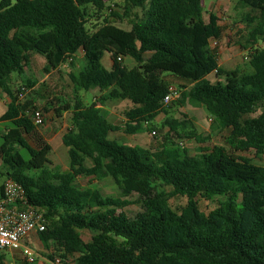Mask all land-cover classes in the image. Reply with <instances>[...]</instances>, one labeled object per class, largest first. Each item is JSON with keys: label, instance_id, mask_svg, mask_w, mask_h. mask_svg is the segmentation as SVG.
I'll list each match as a JSON object with an SVG mask.
<instances>
[{"label": "trees", "instance_id": "16d2710c", "mask_svg": "<svg viewBox=\"0 0 264 264\" xmlns=\"http://www.w3.org/2000/svg\"><path fill=\"white\" fill-rule=\"evenodd\" d=\"M108 1L115 4L0 0V89L10 98L0 121L12 123L2 133V174L23 185L31 206L44 209L46 229L38 237L50 258L72 256L74 264H264V166L232 157L251 150L264 155V47L258 44L264 38V0H240L249 8L247 20L260 23L250 32L249 47L240 45L250 56L245 72L219 65V49L211 41H221L224 27L214 13L205 21L203 0H124L125 16H133L130 30L110 19L122 17ZM91 9L102 17L92 29ZM105 52L110 70L102 63ZM35 53L45 58L47 74L72 60L73 100L55 110L71 114L62 136L67 172L50 166L52 146L27 112L31 101H21L20 89L13 87V74L30 68ZM127 56L135 61L132 68L123 64ZM212 73L226 74V82L212 83L207 79ZM167 76L190 83L179 88V104L203 107L212 130L229 131L225 145L205 146L211 135L199 133L194 119L170 115L164 103L171 86ZM23 85L32 88L35 82ZM93 88L101 95L89 105L80 93ZM115 99L132 104L123 125L110 123L102 107ZM161 114L160 126L153 124ZM118 131L162 137L155 148H145L109 138ZM176 139L194 141L197 152L191 155ZM110 166L120 196L76 183L79 177L105 180ZM178 196L187 198L180 212L169 203ZM200 198L218 199L217 207L204 212ZM134 203L147 213L132 218L125 209ZM82 230L92 232L89 243Z\"/></svg>", "mask_w": 264, "mask_h": 264}, {"label": "rangeland", "instance_id": "374dc122", "mask_svg": "<svg viewBox=\"0 0 264 264\" xmlns=\"http://www.w3.org/2000/svg\"><path fill=\"white\" fill-rule=\"evenodd\" d=\"M12 2H16V0H12ZM114 5L112 2L108 1V5H113V10L117 13L120 17V20L117 18H113L109 15V12L104 13V17L110 16L111 20L116 21L117 25L122 27L125 30H130L131 28V20L133 16H125L123 6L124 0H115ZM240 0H203L204 4V18L208 20L209 14L214 13L219 18V23L224 27L223 33V43L224 47L229 49V53L237 54L238 62L236 65V61L233 65L229 64L228 66H223L225 69H235L236 67L239 68L241 71H249L250 66L247 60L244 57L248 54L245 53L244 49L240 45H248V39L250 37V32L253 29L259 27L260 23L258 20H247V14L249 12V8L244 7L240 4ZM112 7V6H111ZM91 11V16L88 18L89 20V28L92 29L96 25L101 23L102 17H98L97 12L93 9ZM134 14H138L139 16L142 15L141 9H135L133 11ZM259 45L264 47V38L262 37L258 41ZM37 58L32 59L33 63L26 73L21 75L14 73L13 74V87L14 89H18L21 86H24V80L26 77H30L34 79L37 85L35 84L31 88V92L24 98L23 102L26 100L31 101L32 106L29 107L28 112L32 111L34 108L42 109L45 113V123L39 127V133H41L42 137L46 142L52 145V151L48 155L51 167H58L62 172H65L69 169L70 160L68 155V150L66 146L62 142V134H64L67 129L68 125L71 121V114L68 113L62 119H58L56 117V108H60L64 106V101L71 102L73 100V89L72 84L69 78V73L73 67L72 60H69L62 66H60L54 72L47 73L44 72L43 61L45 58L40 55L36 54ZM83 53L80 51L77 55L78 59H82ZM43 60V61H42ZM75 61V60H74ZM73 61V62H74ZM102 63L104 66L108 67L110 63V54L109 52H105ZM123 64L127 68H132L135 65V61L133 58L127 56L123 59ZM165 76L167 74H164ZM216 74H211L209 80L212 83H216L215 78ZM171 85L175 86L178 91L179 88L183 85L189 86V82H185L180 80V78L174 76H167ZM44 79L43 82L41 80ZM97 88H93L90 91H82L81 95L84 101L91 105L94 102V91ZM180 98V91L177 98H175L172 103L169 104L171 108L169 109L170 115L174 118L181 119L183 114L188 115V117L194 119V123L196 129L199 133L205 135H211V140L204 144L205 146H213L214 144H222L225 145V137L228 136L229 131H217L212 130V122L207 113V111L203 107H196L186 101L184 104H179L178 99ZM173 102L177 103V105H173ZM132 106L131 102L127 100H123L122 102H118V110H120V116L124 118V111ZM48 110V111H46ZM254 114L253 116H256ZM117 119L116 117H114ZM120 118V117H118ZM121 119V118H120ZM118 120V119H117ZM164 120V115L161 114L158 116L153 124L160 126V124ZM120 122V121H118ZM124 122L118 123L119 125H123ZM12 127V123L10 121H0V146L2 145V133L7 130L8 128ZM162 135L158 132L156 135H153L151 131L147 133H139V134H125V133H117L113 132L110 133L109 138L112 140H116L121 144H131V145H140L145 148L156 147L161 141ZM29 142L36 146V138L33 139L29 137ZM177 142L182 141L183 147L187 148L190 151L191 155H194L197 152L199 145L191 140H179L176 139ZM23 155L25 158H28V154L22 150ZM232 157L235 160H243L249 159L253 163L264 166V155L257 156L254 150L249 152H234ZM87 164H91V160L87 159ZM110 176L105 180H97L92 179L89 177H79L76 180V183L86 187L92 186L96 188H100L104 195L110 196H120L117 185H116V173L113 170L112 166L109 167ZM4 171L2 167L0 168V184L4 181L5 177L2 174ZM6 180V179H5ZM133 201V197H130ZM217 200L207 201L203 198L199 199V207L204 212L208 213L210 210L217 207ZM170 206L177 212H180L181 209L186 205L187 198L178 196L169 199ZM125 212L129 214L132 218L144 215L147 213V210L142 204L134 203L126 207ZM82 237L85 242L89 243L91 241L92 232L88 230L81 231ZM32 247L34 246L36 249L39 247L35 242L30 241ZM52 248V245L50 246ZM41 249V250H40ZM38 250L41 257L36 261L34 264H39L40 260H47L51 261L50 254L51 250L47 249L45 246H41ZM13 251L10 250H2L1 254L10 262L14 261ZM43 260V261H44ZM45 262V261H44ZM41 264V263H40Z\"/></svg>", "mask_w": 264, "mask_h": 264}, {"label": "built area", "instance_id": "2783aa9c", "mask_svg": "<svg viewBox=\"0 0 264 264\" xmlns=\"http://www.w3.org/2000/svg\"><path fill=\"white\" fill-rule=\"evenodd\" d=\"M219 45L218 40L211 41L213 48H217ZM244 59L249 61L250 56L247 54ZM118 60L122 61V58L119 57ZM19 89V99L23 101L31 92V88L22 86ZM178 95V89L171 85L168 94L164 97V103L166 105L170 104ZM28 114L36 126L40 127L45 123V113L42 109L34 108ZM152 134L156 135L154 131ZM45 229L44 209L31 206L28 203L23 185L13 179L6 178L0 193V251H20L24 262L33 264L37 261L38 256L36 250L27 242V239L32 234L38 235ZM52 263L74 264V260L72 256H68L66 259L55 256ZM5 264L14 263L6 259Z\"/></svg>", "mask_w": 264, "mask_h": 264}, {"label": "crops", "instance_id": "0c3cea01", "mask_svg": "<svg viewBox=\"0 0 264 264\" xmlns=\"http://www.w3.org/2000/svg\"><path fill=\"white\" fill-rule=\"evenodd\" d=\"M205 19V18H204ZM205 21H208V20H205ZM219 43H220V45H219V47H218V49H219V65L223 68V66H228L229 64H231V65H233V63L236 61V65H237V62H238V56H237V54H233V53H229V49L227 48V47H224V45H222V43H223V38L221 39V41H219ZM246 53V52H245ZM34 58H37V55H33V57H32V59H34ZM43 61V60H42ZM32 63H33V61H32ZM46 65V61H43V66L42 67H44ZM106 67V66H105ZM108 70H110L111 68H112V60H111V58H110V63H109V66L108 67H106ZM225 69V68H224ZM26 71H28V68H25V70H24V73H26ZM225 71L226 72H238V71H240V69L239 68H235V69H225ZM52 72H54V71H52ZM51 72V73H52ZM50 74V73H49ZM212 74H216V73H212ZM48 75V74H47ZM211 75V74H210ZM210 75L207 77V79L209 80V77H210ZM13 78V77H12ZM215 78H217V80L215 81L216 83H218V82H221V83H225L226 82V74L225 75H223V76H220V75H215ZM26 80H29V81H32V82H35L34 81V79H32V78H30V77H26L25 78V81ZM169 80V79H168ZM180 80H183V81H185V82H187L186 80H184V79H180ZM44 81V79H42L41 80V82H43ZM35 84L37 85L38 83H36L35 82ZM189 85H190V83H189ZM72 89H73V86H72ZM93 90V89H92ZM81 94V93H80ZM101 95V92H100V90L99 89H95V91H94V102H95V98L96 97H98V96H100ZM82 96V95H81ZM123 100L122 99H115V100H110V101H107L105 104H104V106H102L103 107V109H104V111H105V113H106V117H107V119L109 120V122L110 123H112V124H117V125H119L118 123H121V122H124L125 120L123 119V117H121L120 116V110H118V102H122ZM9 102H10V98H9V96L6 94V93H4L1 89H0V118H1V116L6 112V110H7V107H8V104H9ZM93 102V103H94ZM100 106V105H99ZM68 113H70L69 111L68 112H63L62 113V115L61 116H59V115H57L56 114V117L58 118V119H62L65 115H67ZM114 117H116L117 119H115ZM118 117H120V118H118ZM118 121H120V122H118ZM71 127V121H70V124L68 125V129ZM67 129V130H68ZM67 132V131H66ZM65 132V133H66ZM119 133H123V132H121V131H118ZM117 132V133H118ZM64 133V134H65ZM113 133V132H112ZM144 133H147V132H144ZM64 134H62V136L64 135ZM109 136H110V134H109ZM62 139V138H61ZM125 145H131V144H125ZM52 146V145H51ZM86 164H87V161H86ZM88 165V164H87ZM91 165V164H90ZM90 165H88V166H90ZM0 168H1V160H0ZM69 170V169H68ZM67 170V171H68ZM67 171H65V172H67ZM5 177V176H4ZM5 179H6V177H5ZM5 179H4V181H5ZM4 181L0 184V190H1V188H2V186H3V184H4ZM30 241H32V242H35L36 244H37V246L39 247L38 249H36L34 246H33V248L36 250V252H37V261H38V259L41 257V255L39 254V252H38V250L41 248V246L43 247L44 245L42 244V242L40 241V239H39V237H38V235H35V234H32L31 236H29L28 237V239H27V242L32 246V244H31V242ZM41 250V249H40ZM13 258H14V261L12 262V263H14V264H26L25 262H24V260H23V258H22V255H21V253H20V251H16V252H14L13 253ZM44 260V259H43ZM40 260V263L41 264H53L52 263V259H51V261H47V260ZM39 263V264H40Z\"/></svg>", "mask_w": 264, "mask_h": 264}]
</instances>
